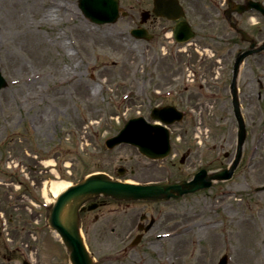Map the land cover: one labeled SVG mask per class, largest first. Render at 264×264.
I'll return each instance as SVG.
<instances>
[{"label": "rangeland", "instance_id": "rangeland-1", "mask_svg": "<svg viewBox=\"0 0 264 264\" xmlns=\"http://www.w3.org/2000/svg\"><path fill=\"white\" fill-rule=\"evenodd\" d=\"M51 1L21 0L15 8L11 0H0V68L9 82L0 90V219L8 223L2 238L9 247L2 251L14 258L3 259L4 264H23L24 257L71 264L47 222L44 206L53 198L52 180L73 182L99 170L118 176L119 167L127 169L123 178L136 181L189 179L202 168L227 167L237 148L230 83L235 57L248 43L225 19L227 0H183L198 30L183 45L162 33L161 19L146 24L154 39L131 35L152 0H121L128 15L105 24L87 18L78 0H63L71 7L69 15L47 16ZM236 17L264 40V15L250 10ZM87 25L97 36L83 31ZM238 86L247 137L232 178L168 202L167 230L179 224L185 230L156 242L149 236L126 259L115 260L121 245L111 224H86L83 231L98 264H136L139 257L146 264H219L224 254L229 264H264V254L257 256L264 247V52L246 59ZM163 103L186 114L171 129L173 150L166 159H149L127 144L106 147L129 115L142 111L150 118L151 109ZM48 162L57 163L60 179ZM139 166L133 175L132 167ZM247 219L257 227L251 229Z\"/></svg>", "mask_w": 264, "mask_h": 264}, {"label": "water", "instance_id": "water-1", "mask_svg": "<svg viewBox=\"0 0 264 264\" xmlns=\"http://www.w3.org/2000/svg\"><path fill=\"white\" fill-rule=\"evenodd\" d=\"M120 1L119 0H80V7L84 14L92 21L97 23L115 22L120 16ZM165 4L162 0H155L154 11L158 15H168L170 11L176 12L178 18L181 14V7L177 2L170 3L173 6L165 10ZM256 3H249L248 6H239L240 11L250 8V5ZM170 7V6H169ZM127 12L123 11V15ZM149 13H143L142 23L148 19ZM175 17V18H176ZM185 31L184 39L191 38L194 33L191 31L190 26L186 22H181L175 30L180 31L182 28ZM244 39H249L250 36L242 31ZM132 34L136 37L150 38L151 35L143 28H135ZM251 47L239 53L234 69V79L232 82L231 90L233 95V104L236 117L239 122V140H238V153L236 159L230 169H225L219 172L208 174L206 169L201 170L191 181H181L176 183H162V184H136L130 182H122L113 180L104 173L93 174L78 184L71 186L63 192L57 199V202L51 208L49 215V222L53 228L61 235L66 247L70 252V259L73 264H94L93 259L88 252L84 243V238L79 229V216L78 210L80 205L89 197L93 195H110L121 199H158L171 197H180L186 193L195 192L202 188H207L212 185V179H227L230 178L234 169L238 165L242 147L246 139V125L242 115L240 100L238 96L237 78L240 71V66L244 59L258 51L264 49V43L259 47L256 42L252 40ZM8 82L2 76L0 70V89L6 87ZM153 117L161 119L166 123H171L176 119H181L182 114L172 106L155 108ZM121 142H129L137 145L141 151L152 157H161L168 154L170 150L168 131L161 125H154L148 123L144 118L131 119L121 132L107 141L109 147H113ZM220 264H227V257L225 256Z\"/></svg>", "mask_w": 264, "mask_h": 264}, {"label": "flooded vegetation", "instance_id": "flooded-vegetation-1", "mask_svg": "<svg viewBox=\"0 0 264 264\" xmlns=\"http://www.w3.org/2000/svg\"><path fill=\"white\" fill-rule=\"evenodd\" d=\"M181 3L183 6L185 5L183 0H181ZM160 19L162 23H164L162 26H166V28L169 29L174 28L178 23V21L170 20L166 17H158L154 14H150L151 25L155 24ZM181 19H186L190 23L192 22L187 11L186 17ZM191 24L193 27V23ZM227 38L229 39V37H226V39ZM162 75L164 76V73H162ZM140 167L141 166L132 167V174L136 175ZM145 168L149 169L150 167L146 165ZM168 202L170 201L118 200L98 196L90 199L85 204L86 208L80 212L81 224L85 226L91 221H93V223H98L102 220L103 224L106 225L105 227L111 224L117 242L121 245V247L116 250L115 260L126 259L130 251L141 246L148 240L149 236H151L148 240L149 242L168 239V231L170 229L167 230V210L164 209ZM93 204H96L97 207L94 210H90L88 207ZM106 214L108 215L105 216ZM176 228L177 227H174L172 229ZM133 241H137V244L135 246H130ZM139 260L143 261L144 264L147 263L144 257H139ZM0 264H2V261H0Z\"/></svg>", "mask_w": 264, "mask_h": 264}, {"label": "bare ground", "instance_id": "bare-ground-1", "mask_svg": "<svg viewBox=\"0 0 264 264\" xmlns=\"http://www.w3.org/2000/svg\"><path fill=\"white\" fill-rule=\"evenodd\" d=\"M11 2L13 3L14 7L17 8L18 5L21 3V0H11ZM50 6L51 8H48V12L46 13L47 16H50V17H56V18H59L60 15H69V12H71V7L69 6L68 3H65V1L63 0H52L51 3H50ZM81 28V26H80ZM83 31L87 34H94L97 36V33L96 31H94L92 29V27H90L89 25L87 26H84L82 27ZM36 37H38L36 35ZM41 40V39H39ZM71 43V41H70ZM61 45L67 50L68 54L71 56V57H74L75 55V52H70V48H69V43L68 42H65L64 43H61ZM133 48L132 47H129L128 46V50H131L132 53H133ZM131 54V53H130ZM29 80L28 76H25L23 78V81L27 82ZM103 87L102 84H100L99 86L95 87V94H97L99 92V90ZM89 88V86H87V89ZM94 88H92L93 90ZM87 92V90H86ZM85 92V93H86ZM71 183L69 181H65V180H54L52 182V191L55 195V197L59 196L60 193H62L63 191H65L68 187H70ZM244 220V219H242ZM244 223V221H243ZM247 223L249 224L250 228H255V226L257 227V224L255 221H253L252 219H247ZM256 246L255 247H258V241L255 242ZM264 250V247L262 248ZM259 250V253L260 254H257V256L259 257L260 255H263L264 254V251ZM251 254L256 252L254 249H252L251 251ZM248 252V253H250ZM247 255H250L251 254H248ZM249 256V257H250ZM255 260L257 261V257H255Z\"/></svg>", "mask_w": 264, "mask_h": 264}]
</instances>
